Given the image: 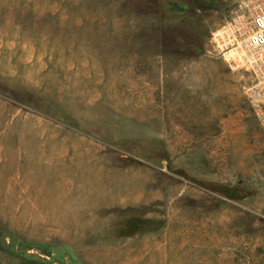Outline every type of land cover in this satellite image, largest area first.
I'll return each instance as SVG.
<instances>
[{"label":"rangeland","instance_id":"1","mask_svg":"<svg viewBox=\"0 0 264 264\" xmlns=\"http://www.w3.org/2000/svg\"><path fill=\"white\" fill-rule=\"evenodd\" d=\"M234 2L0 0V264H264Z\"/></svg>","mask_w":264,"mask_h":264},{"label":"built area","instance_id":"2","mask_svg":"<svg viewBox=\"0 0 264 264\" xmlns=\"http://www.w3.org/2000/svg\"><path fill=\"white\" fill-rule=\"evenodd\" d=\"M211 39L233 72L248 75L243 93L264 133V0H235Z\"/></svg>","mask_w":264,"mask_h":264},{"label":"trees","instance_id":"3","mask_svg":"<svg viewBox=\"0 0 264 264\" xmlns=\"http://www.w3.org/2000/svg\"><path fill=\"white\" fill-rule=\"evenodd\" d=\"M183 45L189 50L188 53L194 54L200 51V46L196 44V42L192 40H186L183 42ZM0 249L5 250L4 247L1 246L0 244ZM26 264H35L32 260L30 259H25Z\"/></svg>","mask_w":264,"mask_h":264}]
</instances>
